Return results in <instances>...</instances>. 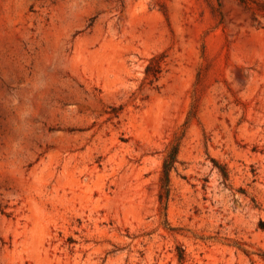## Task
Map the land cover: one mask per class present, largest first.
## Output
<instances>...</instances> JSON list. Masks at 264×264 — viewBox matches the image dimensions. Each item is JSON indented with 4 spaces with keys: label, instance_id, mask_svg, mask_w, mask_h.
Listing matches in <instances>:
<instances>
[{
    "label": "rangeland",
    "instance_id": "rangeland-1",
    "mask_svg": "<svg viewBox=\"0 0 264 264\" xmlns=\"http://www.w3.org/2000/svg\"><path fill=\"white\" fill-rule=\"evenodd\" d=\"M0 264H264V11L0 0Z\"/></svg>",
    "mask_w": 264,
    "mask_h": 264
},
{
    "label": "trees",
    "instance_id": "trees-1",
    "mask_svg": "<svg viewBox=\"0 0 264 264\" xmlns=\"http://www.w3.org/2000/svg\"><path fill=\"white\" fill-rule=\"evenodd\" d=\"M241 4H243L247 8H254V10H258L260 12L264 11V1L261 0H239ZM252 1L256 3L254 6L252 4ZM177 149H173L166 157V159L163 162V168H162V173H163V181H164V192L161 194V197L168 198L169 195V177H170V171L172 168H174V164L176 162V156H177ZM220 173L222 175V178L224 179L225 182H227L230 178V172L227 169L226 166H220ZM179 258L182 259L183 256L180 254Z\"/></svg>",
    "mask_w": 264,
    "mask_h": 264
}]
</instances>
